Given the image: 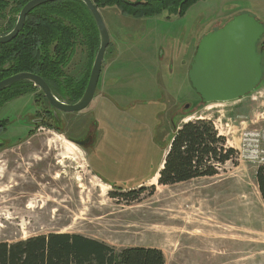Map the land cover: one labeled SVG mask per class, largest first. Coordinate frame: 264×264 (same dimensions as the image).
Returning <instances> with one entry per match:
<instances>
[{"label":"rangeland","instance_id":"obj_1","mask_svg":"<svg viewBox=\"0 0 264 264\" xmlns=\"http://www.w3.org/2000/svg\"><path fill=\"white\" fill-rule=\"evenodd\" d=\"M99 9L110 34L97 86L106 78V94L70 113H55L40 89L0 107V242L66 232L117 250L155 246L166 264H264L262 163L243 142L264 131V78L240 99L206 104L188 75L206 33L240 13L264 23V0H197L183 15L147 18ZM87 65L80 45L68 74L77 81ZM197 118L237 153L214 176L159 185L150 178L175 129ZM142 186L134 200L111 194Z\"/></svg>","mask_w":264,"mask_h":264},{"label":"trees","instance_id":"obj_2","mask_svg":"<svg viewBox=\"0 0 264 264\" xmlns=\"http://www.w3.org/2000/svg\"><path fill=\"white\" fill-rule=\"evenodd\" d=\"M29 1L0 0V21L4 23L0 35L14 28L20 11ZM196 1L93 0L98 8L116 6L124 14L136 18L152 17L166 9L183 15ZM80 45L86 47L88 65L84 76L75 81L67 72ZM99 46L97 25L84 2H47L28 14L23 29L12 41L0 44V81L17 73L31 72L41 76L60 100L76 102L87 87ZM38 89L30 81H19L0 92V107ZM41 94L44 95L42 91ZM5 124L0 120V129L5 128ZM236 153L211 119L188 120L175 129L170 139L158 184L166 186L214 176ZM258 185L264 197L262 166L258 171ZM144 190L142 186L137 191L111 194L113 197L132 195L130 199L134 200ZM154 190L152 187L151 191ZM0 264H166V258L158 247L134 246L117 250L104 241L82 234L51 232L15 242L1 241Z\"/></svg>","mask_w":264,"mask_h":264},{"label":"water","instance_id":"obj_3","mask_svg":"<svg viewBox=\"0 0 264 264\" xmlns=\"http://www.w3.org/2000/svg\"><path fill=\"white\" fill-rule=\"evenodd\" d=\"M51 1L56 0L27 2L20 11L14 28L9 33L0 35V44L12 41L19 34L33 9ZM81 1L91 12L100 35V46L82 97L73 103L62 101L41 76L31 72L17 73L1 80L0 92L19 81H30L44 93L55 113L77 112L91 104L102 71L104 55L110 44V34L102 13L93 0ZM263 37L264 23L250 13H240L200 39L188 75L202 102L209 104L235 101L258 88L263 80L264 40L261 49H258V43Z\"/></svg>","mask_w":264,"mask_h":264},{"label":"built area","instance_id":"obj_4","mask_svg":"<svg viewBox=\"0 0 264 264\" xmlns=\"http://www.w3.org/2000/svg\"><path fill=\"white\" fill-rule=\"evenodd\" d=\"M264 140V131L248 130L243 134V142L245 150L250 152V157L258 159L262 167H264V148L261 141Z\"/></svg>","mask_w":264,"mask_h":264},{"label":"crops","instance_id":"obj_5","mask_svg":"<svg viewBox=\"0 0 264 264\" xmlns=\"http://www.w3.org/2000/svg\"><path fill=\"white\" fill-rule=\"evenodd\" d=\"M103 64V63H102ZM112 64H109L108 65V68H106L105 70H106V72H108V70L110 69V66H111ZM103 66V65H102ZM70 66H69V68H68V71H70ZM68 73V72H67ZM99 82V81H98ZM99 84V83H98ZM98 86V85H97ZM107 87H108V82H107V79L106 78H104L103 80H102V82L100 83V86H99V88L97 87V89H96V93H95V96H96V94H106L105 92L107 91L106 89H107ZM97 91H99L98 93H97ZM115 95V94H114ZM113 95V96H114ZM95 100V97H94V99L92 100V102ZM91 102V103H92ZM167 152H168V148H167V150H166V153H165V155L167 154ZM165 157V156H164ZM162 165H163V161H162V163H161ZM162 168V166L160 165V167H159V169H158V171L155 173V175H153L150 179H154V178H156V176L158 177V175H159V170ZM153 247H155V246H153Z\"/></svg>","mask_w":264,"mask_h":264},{"label":"flooded vegetation","instance_id":"obj_6","mask_svg":"<svg viewBox=\"0 0 264 264\" xmlns=\"http://www.w3.org/2000/svg\"><path fill=\"white\" fill-rule=\"evenodd\" d=\"M130 1H136V0H130ZM263 40H264V37L259 41V43H258V49H261V47H262V42H263ZM263 49H264V47H263ZM263 56H264V50H263ZM263 59V58H262ZM262 70H263V78H264V64H263V62H262ZM261 85V84H260ZM259 85V86H260ZM258 86V87H259ZM40 89V88H39Z\"/></svg>","mask_w":264,"mask_h":264},{"label":"bare ground","instance_id":"obj_7","mask_svg":"<svg viewBox=\"0 0 264 264\" xmlns=\"http://www.w3.org/2000/svg\"><path fill=\"white\" fill-rule=\"evenodd\" d=\"M161 166L163 167V165L161 164ZM158 177H159V175H158ZM158 177L156 176V178H154V180L153 181H155V179L157 180L158 179Z\"/></svg>","mask_w":264,"mask_h":264}]
</instances>
